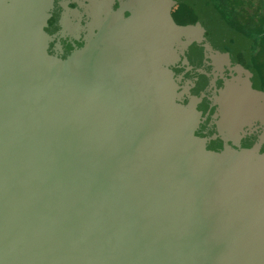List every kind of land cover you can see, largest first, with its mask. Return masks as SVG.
Wrapping results in <instances>:
<instances>
[{"label": "water", "instance_id": "obj_1", "mask_svg": "<svg viewBox=\"0 0 264 264\" xmlns=\"http://www.w3.org/2000/svg\"><path fill=\"white\" fill-rule=\"evenodd\" d=\"M208 0H0V264H264V90Z\"/></svg>", "mask_w": 264, "mask_h": 264}, {"label": "flooded vegetation", "instance_id": "obj_2", "mask_svg": "<svg viewBox=\"0 0 264 264\" xmlns=\"http://www.w3.org/2000/svg\"><path fill=\"white\" fill-rule=\"evenodd\" d=\"M224 22L250 38L249 57L264 90V0H208Z\"/></svg>", "mask_w": 264, "mask_h": 264}]
</instances>
